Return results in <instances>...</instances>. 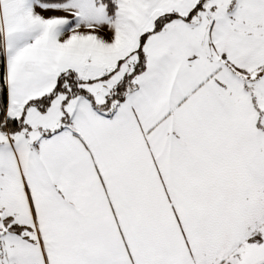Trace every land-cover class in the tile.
Returning a JSON list of instances; mask_svg holds the SVG:
<instances>
[{"label":"snow or ice","instance_id":"obj_1","mask_svg":"<svg viewBox=\"0 0 264 264\" xmlns=\"http://www.w3.org/2000/svg\"><path fill=\"white\" fill-rule=\"evenodd\" d=\"M0 264H264V0H0Z\"/></svg>","mask_w":264,"mask_h":264}]
</instances>
